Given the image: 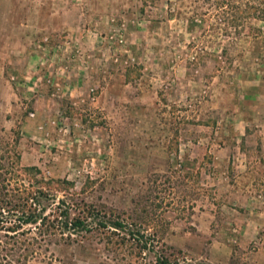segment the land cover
<instances>
[{"label":"rangeland","instance_id":"rangeland-1","mask_svg":"<svg viewBox=\"0 0 264 264\" xmlns=\"http://www.w3.org/2000/svg\"><path fill=\"white\" fill-rule=\"evenodd\" d=\"M159 259L264 264V0H0V264Z\"/></svg>","mask_w":264,"mask_h":264},{"label":"trees","instance_id":"trees-1","mask_svg":"<svg viewBox=\"0 0 264 264\" xmlns=\"http://www.w3.org/2000/svg\"><path fill=\"white\" fill-rule=\"evenodd\" d=\"M30 221H31L30 217L26 218L25 220V222H30ZM84 222H85L84 220L76 219L75 221L71 223H72L73 228H83L85 227ZM158 261H159V264H174V263L168 262V260L166 259H161V260L159 259ZM182 264H192V263L184 262Z\"/></svg>","mask_w":264,"mask_h":264}]
</instances>
